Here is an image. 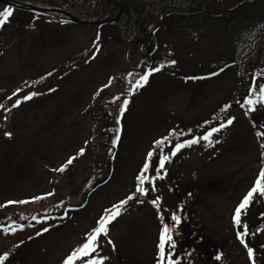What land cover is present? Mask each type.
<instances>
[{"label":"rangeland","instance_id":"1","mask_svg":"<svg viewBox=\"0 0 264 264\" xmlns=\"http://www.w3.org/2000/svg\"><path fill=\"white\" fill-rule=\"evenodd\" d=\"M243 4L165 21L152 36L151 58L152 67H164L131 94L140 74L124 73L136 62L126 55L131 42L116 35L115 25L59 23L48 13L11 7L13 14L0 26V205L54 195L0 207V218L11 219L12 212L29 216L58 197L79 204L83 197L78 191L88 174L107 166V146L117 137L119 124L120 132L110 175L82 208L67 216L32 219L21 228L15 223L8 231L0 228V255L9 254L4 264H62L104 209L134 193L135 177L154 141L173 130L177 134L171 139L199 138L229 117H235L233 123L213 133V143L200 139L171 156L160 170L163 178L149 170L154 179L144 185L148 192L129 201L110 223L107 239L113 243L103 239L100 255L107 257L105 264H153L162 222L149 199L159 197L164 223L173 227L176 247L166 244V252L174 264H256L241 253L232 230L238 227L233 202L252 186L256 169L264 163V104L254 111L241 106L253 79L264 83V32L247 46L242 45L243 29L237 32L243 18L264 16V0L253 7ZM223 65V72L209 76ZM31 92L38 94L24 100ZM17 99L21 103L13 107ZM125 99L129 103L120 116ZM102 102L109 104L102 106L109 110L105 115ZM225 105L230 107L222 112ZM81 148L84 154L63 173L53 171ZM172 148L168 145L162 154L170 155ZM159 154L152 161L157 168ZM172 213L181 217L178 225ZM241 219L248 225L247 239L262 238L264 243V196L255 194ZM251 239L248 243L253 244ZM259 255L264 264V253Z\"/></svg>","mask_w":264,"mask_h":264},{"label":"trees","instance_id":"2","mask_svg":"<svg viewBox=\"0 0 264 264\" xmlns=\"http://www.w3.org/2000/svg\"><path fill=\"white\" fill-rule=\"evenodd\" d=\"M19 3H27L45 8L60 9L71 15L85 21H98L104 20L109 17H115L119 12L120 15L117 20H110L103 25L113 24L117 27L116 35L124 41H130L131 44L127 49V57L135 59V64H131L124 73L127 76H134L147 71L151 67L152 52L154 50L152 42V36L154 37L155 30L162 26L165 21L170 17H180L189 19L193 15H203L213 13L219 8L217 6L227 5L231 6L228 9H234L240 4L245 2L243 0H13ZM255 3H262V0L249 1L247 4H243L245 7H253ZM227 9V10H228ZM121 10V11H120ZM228 10V11H229ZM31 11V10H30ZM34 14L39 12L31 11ZM52 18L57 22L70 21L65 15L61 13H50ZM248 16V15H247ZM235 24V23H234ZM237 32L243 29L241 34L242 45L247 46L254 38L262 36L264 32V16L249 17L247 20L244 18L239 22ZM237 46V45H236ZM142 69V70H141ZM141 72V73H140ZM116 103V102H115ZM109 104L101 103L103 109V115L109 112L108 109L103 108ZM102 114V113H101ZM114 139L112 138V141ZM109 143V152L107 150L106 163L107 166L104 169L91 171L87 178V183L83 184L79 195L83 198L86 193L96 183L101 181L107 174L109 169V163L111 159V153L113 143ZM99 163V162H96ZM105 174L103 175L104 170ZM42 196V195H39ZM50 197V196H49ZM66 197H70L66 193ZM82 198V200H83ZM63 197H58L50 202L49 205H44L43 208L33 211L34 215L41 216H54L64 212L68 206L74 205L72 199L64 200ZM81 200V201H82ZM63 202V203H61ZM78 204V203H77ZM75 204V205H77ZM5 217H1L3 220ZM12 220L19 219L18 212H12Z\"/></svg>","mask_w":264,"mask_h":264},{"label":"snow or ice","instance_id":"3","mask_svg":"<svg viewBox=\"0 0 264 264\" xmlns=\"http://www.w3.org/2000/svg\"><path fill=\"white\" fill-rule=\"evenodd\" d=\"M12 14H13V9L11 7H6L3 11H0V26L4 25L9 20ZM96 51H98V48L96 49ZM168 63L175 65L176 61L170 60ZM162 67H164V65H161L160 67H152L148 71L144 72L143 75H140L139 79L135 81V85L130 89L129 94L143 87L144 84L148 82L149 77L153 73L159 72ZM223 71L224 68H221L219 72L213 71L209 73V76H217L220 74V72ZM48 75H51V73H49ZM129 75H131V73H129ZM206 78L208 77H189L188 79H206ZM110 84H111V79L109 80L108 84L104 85V88H107ZM19 91L20 89L16 90V92ZM49 91H53V89H49ZM101 91H103V89L98 90L97 94H99V92ZM16 92L13 93V96L16 95ZM37 94L38 93L31 92L28 95L23 96V99L30 100L33 96ZM114 99L119 100L120 97H115ZM20 103H21L20 99H17L13 104V107H18ZM128 103L129 101L127 99L123 100V103L120 106V116L123 115L124 111L127 108ZM257 104H264V83L258 84L257 81L253 79L251 86L248 89V93L245 97L244 104L241 106L242 107L247 106L248 111H254ZM3 107L4 105L0 104V108ZM229 107H230L229 105H225L221 109V111L226 112ZM245 114L247 115V112ZM234 119L235 117L227 118L226 121L220 122L218 127H211L208 131L205 132V134L202 137L199 138L193 137L192 139H186L183 142L175 143L174 148L170 150V155H164L161 152L158 155V161H159L158 168L156 167L155 164L152 163L154 152H156L157 149H161L166 142H169L170 136L176 135L177 133L175 132V130H173L172 132L169 133L168 136L162 137L161 139L154 141L155 148L149 150L146 153L142 167L139 169L135 177L136 187L134 193L127 195L124 199H121L117 203H114L110 208L104 209V211L96 221V226L85 233L82 242L76 247H74L66 255V257L62 261V264H105L107 257L100 255V249L102 246V240L107 239L108 237L109 225L116 217L120 215L121 209H123V207L129 201L133 200L137 195H145L148 192V189L145 188L144 185L146 182H149L150 180L154 179V177H151L149 175V170L154 169L156 171V176L163 178L160 176V170L164 169L165 162L169 161L171 156H175L176 153L179 152L182 148L190 147L193 144L199 143L200 139L207 141L209 144L213 143V141L210 139L213 133L219 132L222 128L231 125ZM117 123H119V116L117 117ZM205 123H208V121H205ZM117 131H119V129H117ZM189 131H191V129H189ZM4 134L5 136H9V137L11 136L10 132H5ZM118 139L119 136H117L116 139L112 141V143L115 144ZM216 142L218 143V141ZM261 148H264V144H261ZM84 152L85 149L81 148L77 153V156L69 157L64 164H62L58 169H54L53 171L63 173L67 169V167L72 165L74 160L77 159L78 156H82ZM257 193L261 196H264V168H261L258 178L255 180L254 186L247 192V194L243 197L242 201L234 210L235 213L233 216L234 223L240 226L241 228V230L237 232V239H239L240 243L247 249V254L249 258L253 257L254 250L253 248L249 247L248 244L245 242L244 237L248 234V225L242 222L241 217H242V212L249 207L250 203L254 198V194ZM52 195H54V192H49L42 196H33L31 198V201L29 200L8 201L7 204H14V203L27 204L29 202L46 199L47 197ZM159 199L160 198L157 197L156 199H153L151 201V203L157 207L159 219L162 222V227L158 234V244H157L158 259L156 261V264H164L166 258H167V264H174V260L172 258L171 252L170 251L166 252V244L170 245L171 248L173 249L176 247L173 238V227H170L167 223H164L165 216L160 212ZM4 206L5 205H0V207H4ZM64 216H67V211H65ZM21 219H24V217H21ZM32 219H36V217H32ZM171 220L174 222V225H178L181 222V217L176 215L175 213H172ZM4 230L8 231L7 228H5ZM13 230L15 229L13 228ZM48 230H49L48 228H43L42 232H47ZM40 234L41 232L38 231L37 235ZM107 243L109 245H112L113 242L110 239H107ZM8 255H9L8 253H4L3 255H0V264H4V262L8 259ZM216 259L219 260L220 256L219 255L216 256Z\"/></svg>","mask_w":264,"mask_h":264},{"label":"water","instance_id":"4","mask_svg":"<svg viewBox=\"0 0 264 264\" xmlns=\"http://www.w3.org/2000/svg\"><path fill=\"white\" fill-rule=\"evenodd\" d=\"M4 2L3 0H0V3ZM28 8H31V9H34V10H37V11H57V10H54V9H45V8H41V7H36V6H30ZM64 14L69 18L71 19L73 22L75 23H79V24H87V25H91V24H99V23H103L107 20H104V21H100V22H86V21H82L74 16H71L70 14L64 12ZM116 19V18H114Z\"/></svg>","mask_w":264,"mask_h":264}]
</instances>
